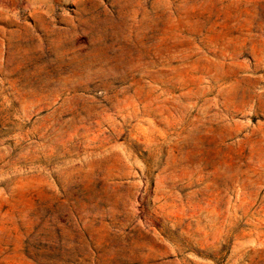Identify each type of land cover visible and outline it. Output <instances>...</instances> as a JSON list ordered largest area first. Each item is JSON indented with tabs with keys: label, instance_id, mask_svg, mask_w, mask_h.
<instances>
[{
	"label": "rangeland",
	"instance_id": "1",
	"mask_svg": "<svg viewBox=\"0 0 264 264\" xmlns=\"http://www.w3.org/2000/svg\"><path fill=\"white\" fill-rule=\"evenodd\" d=\"M0 264H264V0H0Z\"/></svg>",
	"mask_w": 264,
	"mask_h": 264
}]
</instances>
